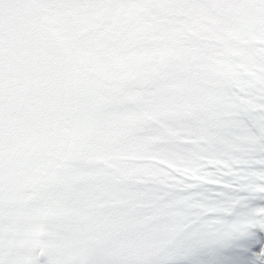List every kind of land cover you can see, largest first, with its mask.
Returning <instances> with one entry per match:
<instances>
[{
    "label": "snow or ice",
    "instance_id": "obj_1",
    "mask_svg": "<svg viewBox=\"0 0 264 264\" xmlns=\"http://www.w3.org/2000/svg\"><path fill=\"white\" fill-rule=\"evenodd\" d=\"M0 264H264V0H0Z\"/></svg>",
    "mask_w": 264,
    "mask_h": 264
}]
</instances>
